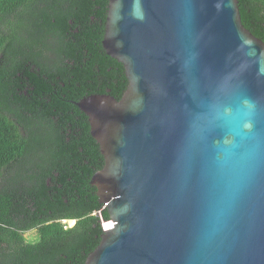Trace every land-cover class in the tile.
I'll return each mask as SVG.
<instances>
[{
  "label": "water",
  "instance_id": "1",
  "mask_svg": "<svg viewBox=\"0 0 264 264\" xmlns=\"http://www.w3.org/2000/svg\"><path fill=\"white\" fill-rule=\"evenodd\" d=\"M102 48L128 86L76 103L112 224L85 264H264V43L238 0H109Z\"/></svg>",
  "mask_w": 264,
  "mask_h": 264
},
{
  "label": "trees",
  "instance_id": "2",
  "mask_svg": "<svg viewBox=\"0 0 264 264\" xmlns=\"http://www.w3.org/2000/svg\"><path fill=\"white\" fill-rule=\"evenodd\" d=\"M108 1L0 0V264H85L110 221L91 185L104 158L76 106L128 86L102 48ZM238 8L264 43V0Z\"/></svg>",
  "mask_w": 264,
  "mask_h": 264
},
{
  "label": "rangeland",
  "instance_id": "3",
  "mask_svg": "<svg viewBox=\"0 0 264 264\" xmlns=\"http://www.w3.org/2000/svg\"><path fill=\"white\" fill-rule=\"evenodd\" d=\"M19 34H21V31L19 32ZM63 223L66 224L67 227H73V225H74V221H72V223H69V222H67V221H64ZM71 224H72V225H71ZM111 225H112V224L109 223V225H106V226H104V227L107 229V228H109ZM25 237L28 238V239H34V240L37 239V235H36V233H34V231H33V232H30V233H26V234H25Z\"/></svg>",
  "mask_w": 264,
  "mask_h": 264
},
{
  "label": "bare ground",
  "instance_id": "4",
  "mask_svg": "<svg viewBox=\"0 0 264 264\" xmlns=\"http://www.w3.org/2000/svg\"><path fill=\"white\" fill-rule=\"evenodd\" d=\"M106 225H107V224L104 223V224H103V228H105L104 226H106ZM105 229H106V228H105Z\"/></svg>",
  "mask_w": 264,
  "mask_h": 264
}]
</instances>
